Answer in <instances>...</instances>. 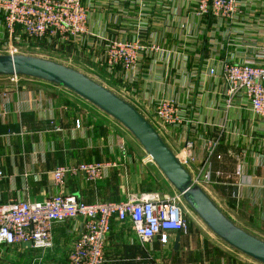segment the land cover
Listing matches in <instances>:
<instances>
[{
	"label": "crops",
	"instance_id": "crops-1",
	"mask_svg": "<svg viewBox=\"0 0 264 264\" xmlns=\"http://www.w3.org/2000/svg\"><path fill=\"white\" fill-rule=\"evenodd\" d=\"M239 1L236 19L226 21L197 17L196 0H147L145 18L120 0H82L90 42L58 49L106 74L99 66L96 38H139L144 45L157 46L158 52L144 56L133 93L123 89L125 101L141 112L155 98L175 97L183 104L184 123L167 129L164 142L175 154L192 143L189 172L200 180L205 170L208 180L202 188L207 195L234 224L264 241V120L242 95H227L222 72L225 63L264 62V0ZM2 47L0 41V52ZM112 82L120 87L117 80ZM133 141L118 123L60 87L27 78L13 86L0 77V205L43 201L56 194L85 204L174 194ZM210 141L217 145L208 155ZM94 162L112 165L101 181L68 177L61 188L54 187L57 167ZM82 223L55 225L47 249L0 245V264H70L68 253ZM196 232L190 228L186 234H173L162 245L137 239L128 222L112 221L104 240V264H256Z\"/></svg>",
	"mask_w": 264,
	"mask_h": 264
},
{
	"label": "built area",
	"instance_id": "built-area-1",
	"mask_svg": "<svg viewBox=\"0 0 264 264\" xmlns=\"http://www.w3.org/2000/svg\"><path fill=\"white\" fill-rule=\"evenodd\" d=\"M120 2L140 18L146 17L147 0ZM196 3L197 17L226 21L235 20L241 6L239 0H196ZM0 24L2 50L8 55H18L26 41L44 42L57 48L71 44L78 48L88 45L91 36L87 26L88 10L82 0H0ZM96 39L101 51L99 66L130 95L138 83L144 56L158 52V47L144 45L139 38L129 42ZM94 45L97 44L92 47ZM222 72L228 86L227 95L230 98L242 95L250 110L264 120V62L225 63ZM214 74V69L209 70L210 76ZM6 78L13 86L26 79ZM139 112L162 138L167 135V129L184 123L183 104L175 97L155 98L150 108ZM216 145V142L207 143L208 155ZM192 149L193 144L186 142L176 154L187 170L193 161ZM109 168L111 164L97 162L61 166L52 172V182L56 188H61L68 177L81 176L88 182H97L105 178ZM190 173L196 185L202 186L208 180L205 175L201 182L198 175ZM3 179L0 168V182ZM186 207L177 192L116 203L85 204L74 196L60 194L37 202L9 201L0 205V245L30 244L35 249H47L53 242L55 225L82 220L81 231L71 243L68 261L70 264H104V240L112 221L128 222L142 242L157 240L166 245L173 234L187 233ZM73 232L78 231L75 228Z\"/></svg>",
	"mask_w": 264,
	"mask_h": 264
},
{
	"label": "water",
	"instance_id": "water-1",
	"mask_svg": "<svg viewBox=\"0 0 264 264\" xmlns=\"http://www.w3.org/2000/svg\"><path fill=\"white\" fill-rule=\"evenodd\" d=\"M10 76L60 87L118 123L134 138L211 234L236 253L256 264H264V241L234 224L202 186L193 183L191 173L134 106L85 74L48 59L23 54H0V77ZM205 174L204 170L200 181H203Z\"/></svg>",
	"mask_w": 264,
	"mask_h": 264
},
{
	"label": "rangeland",
	"instance_id": "rangeland-1",
	"mask_svg": "<svg viewBox=\"0 0 264 264\" xmlns=\"http://www.w3.org/2000/svg\"><path fill=\"white\" fill-rule=\"evenodd\" d=\"M55 48L56 47H54L53 45L42 44L40 42H35V41H28V42L26 41L25 46L23 48H21L19 54L35 56V57H39V58H43V59H48V60H52V61L58 62L60 64H63V65H66L68 67H71V68L85 74L86 76H88L92 80L98 82L99 84H101L105 88L109 89L110 91L114 92L115 94H117L118 96L123 98L124 100L127 99V95H126L127 92L123 90V87L121 86V84H120V87L116 86L112 82L114 80L112 79V81H111L112 77L108 76L104 73H101V70L98 66H96L94 64H89L88 62H86V63L80 62L77 58H74L71 54H66V53H68L67 50H62V49L59 50L58 48L57 49H55ZM65 51H67V52H65ZM3 53H4L3 50H1L0 54H3ZM133 140H134V138H133ZM133 143L135 146H139V144L135 140L133 141ZM138 148H140L139 150H140L142 156L144 158H146L147 160H149L147 155L142 150V148L140 146ZM149 162L152 163L151 161H149ZM174 193H176L175 190H174ZM185 218L187 221V230H189L191 228L194 233H195V231H197L196 233H198V234L199 233L208 234L212 238H214L215 240H218L213 234H211L208 231V229L201 222V220L188 207H186ZM218 242H220L221 244H224L219 240H218ZM224 246H226V245L224 244Z\"/></svg>",
	"mask_w": 264,
	"mask_h": 264
},
{
	"label": "bare ground",
	"instance_id": "bare-ground-1",
	"mask_svg": "<svg viewBox=\"0 0 264 264\" xmlns=\"http://www.w3.org/2000/svg\"><path fill=\"white\" fill-rule=\"evenodd\" d=\"M149 158V157H148Z\"/></svg>",
	"mask_w": 264,
	"mask_h": 264
}]
</instances>
